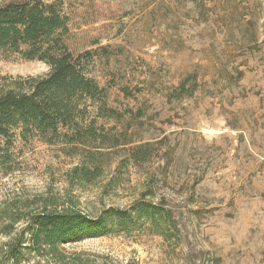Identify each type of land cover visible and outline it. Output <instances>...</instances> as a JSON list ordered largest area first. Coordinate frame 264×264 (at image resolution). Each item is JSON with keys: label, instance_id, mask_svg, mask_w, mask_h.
I'll return each mask as SVG.
<instances>
[{"label": "rangeland", "instance_id": "374dc122", "mask_svg": "<svg viewBox=\"0 0 264 264\" xmlns=\"http://www.w3.org/2000/svg\"><path fill=\"white\" fill-rule=\"evenodd\" d=\"M42 1L66 9L87 0ZM94 1L122 11L77 27L99 36L88 73L124 118L97 119L110 139L93 181L74 172L87 163L84 146L15 131L17 167L0 168V264H264V46L248 47L264 42V0ZM49 72L0 52V92ZM193 73V95L171 96ZM134 145L152 156L134 162ZM139 200L164 206L172 220L55 245L29 241L39 213L93 218Z\"/></svg>", "mask_w": 264, "mask_h": 264}, {"label": "trees", "instance_id": "16d2710c", "mask_svg": "<svg viewBox=\"0 0 264 264\" xmlns=\"http://www.w3.org/2000/svg\"><path fill=\"white\" fill-rule=\"evenodd\" d=\"M102 8L94 0L66 9L56 2L42 0L0 1V52L18 53L27 60L50 66L47 75L19 77L14 88L0 92V168L6 172L17 167L12 147L15 131L19 130L25 139L38 137L49 144L84 146L88 150L87 163L97 165L91 169L83 163L74 172L86 181L102 175V166L98 164L103 155L100 148L110 138L105 123L98 125L97 119L120 121L124 115L108 104L107 91L88 73L96 54L90 46L99 43V36L77 27L81 21L96 22L102 16L117 19L122 12L111 2ZM262 44L256 40L248 47L261 50ZM240 72L244 74L243 70ZM197 86L196 75L190 74L171 96L193 95ZM187 88L192 89L191 93H187ZM92 106L96 107V117L90 118ZM130 151L131 158L138 163L152 156L142 145H134ZM158 218L170 221L172 213L162 205L143 200L128 209L109 207L93 218L81 212H44L32 218L29 241L38 246L67 243L127 231L145 219ZM13 256L19 258L22 253L15 249Z\"/></svg>", "mask_w": 264, "mask_h": 264}]
</instances>
